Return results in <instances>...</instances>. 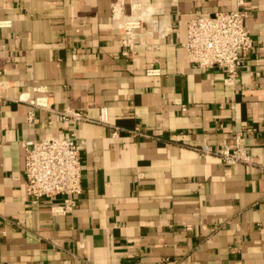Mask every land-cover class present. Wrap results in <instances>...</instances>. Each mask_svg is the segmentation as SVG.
<instances>
[{
    "label": "crops",
    "instance_id": "crops-1",
    "mask_svg": "<svg viewBox=\"0 0 264 264\" xmlns=\"http://www.w3.org/2000/svg\"><path fill=\"white\" fill-rule=\"evenodd\" d=\"M122 1L130 14L135 0H0V264H264V170L198 150L239 134L264 160V0H144L133 55L113 23ZM238 8L255 47L228 85L189 64L188 19ZM27 92L54 110L30 121ZM67 107H106L109 123L78 125L83 192L58 213L62 196L28 194L22 141L67 135Z\"/></svg>",
    "mask_w": 264,
    "mask_h": 264
},
{
    "label": "built area",
    "instance_id": "built-area-1",
    "mask_svg": "<svg viewBox=\"0 0 264 264\" xmlns=\"http://www.w3.org/2000/svg\"><path fill=\"white\" fill-rule=\"evenodd\" d=\"M246 0H237L239 6ZM152 9V10H151ZM130 14L125 13L122 1V12L116 13L113 6V23L125 31L122 40L124 55H133L137 29L141 22L153 15V7L144 1ZM248 12L243 9L219 10L214 13H194L188 19V39L185 43L187 59L196 68L220 67L224 72V81L228 85H237L239 73L246 62L248 54L255 47V40L245 25ZM10 20L0 21V27H9ZM149 76L161 74L158 67L146 70ZM1 76V70H0ZM8 86L7 81L0 78L1 93ZM40 90L41 87H35ZM15 101L24 102L33 107L28 114L30 121H35V109L52 108L48 96L32 97L31 93L21 94ZM186 110V107H182ZM61 119L69 125L65 136H54L42 140L27 139L22 141L25 153V176L28 194L39 199L63 197L62 204L55 206L56 212L67 213L76 205V195L83 192V164L81 151L86 146V140L78 136V125L83 121H98L108 124V111L101 108L97 120L91 119L85 112L67 107L58 111ZM140 134L138 128L130 131ZM116 127L113 136H117ZM202 155L218 156L224 163L233 165L244 163L248 166L258 165L264 170V160L255 159L245 144L242 135L237 134L233 145L222 144L219 147L205 144L198 148Z\"/></svg>",
    "mask_w": 264,
    "mask_h": 264
},
{
    "label": "bare ground",
    "instance_id": "bare-ground-1",
    "mask_svg": "<svg viewBox=\"0 0 264 264\" xmlns=\"http://www.w3.org/2000/svg\"><path fill=\"white\" fill-rule=\"evenodd\" d=\"M142 3H144V0H135V1H134V6H133V8H137L138 5H139V4H142ZM121 12H122V5L119 4V3H117V4H116V13H117V15H120Z\"/></svg>",
    "mask_w": 264,
    "mask_h": 264
}]
</instances>
